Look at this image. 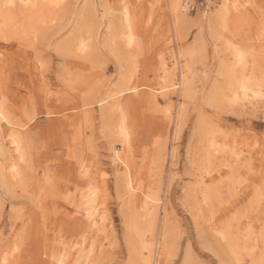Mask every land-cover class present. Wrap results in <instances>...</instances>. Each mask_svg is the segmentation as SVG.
Returning <instances> with one entry per match:
<instances>
[{
  "label": "rangeland",
  "instance_id": "rangeland-1",
  "mask_svg": "<svg viewBox=\"0 0 264 264\" xmlns=\"http://www.w3.org/2000/svg\"><path fill=\"white\" fill-rule=\"evenodd\" d=\"M66 1L63 7H46L44 12H38L42 15L34 26L18 25L13 32L0 31V98L11 116L9 123L0 120V143L6 147L4 136L20 130L29 145L28 158L22 167L24 183L13 188L14 183L4 185L0 180V246L3 245L0 260L1 254L9 253L15 246L14 258L18 261L10 264H61L62 258L65 264H76L75 250L85 238L79 255L86 254L89 248L94 250L87 252V259L79 263L136 261L137 264L135 257L132 262L125 242L126 236H131L126 228L129 218L139 231L132 238L137 241L145 236L158 249L149 259L150 264H240L234 257L230 262L228 245H219L210 233L213 217L200 214V208L192 201L197 198L196 180L206 170L204 157L208 151L203 143L208 137L217 145L212 169L217 171L214 187H220L212 197H219L221 202L218 206L216 203L212 213L219 217L222 230L230 226L236 240L232 244L237 245L234 249L242 264H261L264 260V0L224 3L223 0H187L186 20L177 29L172 22L169 0H89L91 4L88 0ZM85 1L93 9L85 8ZM124 7L134 18L136 49L120 48L111 33L112 28L121 29L120 12ZM229 7L231 17L237 10L243 14L233 20L234 24L226 26L224 22L230 23H226L225 17L222 21L220 15ZM77 36H89L90 58L77 57L74 50L72 54L63 50L65 43ZM236 45L246 49L248 55V62L241 68L229 53ZM190 49L194 51L190 59L180 57ZM176 59L181 64L190 62L191 90L182 95L177 88L176 72L172 83L164 89L169 93V102L159 98L156 109L160 110L154 109L155 113L152 110L153 114L151 109L145 110L144 102L124 94L123 108L128 110V122H133L130 126L134 129L128 142L129 156L114 163L112 149L120 146L114 145V138L102 131L100 105L106 103L102 100H108L117 85L119 88L123 85L121 78L125 71H134L135 78L129 87H137V92L160 89L164 86L163 75L172 71ZM234 65L238 72L236 80L244 76L247 90L254 88L258 93L255 99L252 93L243 99L242 95L235 98L224 90L225 74ZM68 72L74 81H69ZM79 75L87 82L93 80V86L80 88L76 80ZM258 76L263 78L261 81L259 77L263 82L260 88L254 87ZM218 86L225 91L218 94L223 95L221 98L212 94ZM164 110L171 111L173 116L168 124L161 121ZM77 113L79 118L70 127L58 122L63 115ZM164 130L167 135L159 138ZM154 141L156 149H153ZM155 150H161V155ZM124 161L129 172L127 180L121 181L116 175L126 171ZM85 163L95 165L92 180L102 192L97 208L103 213L105 229L98 233L94 231L96 225H84L82 212H78L84 181L77 171ZM233 164L234 170L229 173L227 168ZM128 185L139 194L137 204L127 200L129 191L125 186ZM151 195L157 197L152 205ZM153 205L156 217L148 219V208ZM165 229L168 247L160 255L161 234ZM245 229H249L248 235ZM241 235H247V241L243 242Z\"/></svg>",
  "mask_w": 264,
  "mask_h": 264
},
{
  "label": "bare ground",
  "instance_id": "bare-ground-1",
  "mask_svg": "<svg viewBox=\"0 0 264 264\" xmlns=\"http://www.w3.org/2000/svg\"><path fill=\"white\" fill-rule=\"evenodd\" d=\"M65 1L66 0H62V3H64ZM122 1H124V0H122ZM226 1L227 0H223V3ZM88 2H90V1L88 0ZM48 3H51V0H0V31L6 29L5 31L13 32L18 25H21L20 28H23V27L25 28L27 24H30V26H32V25L34 26L39 21V17L42 15V14L40 15L39 13L47 10L46 7L43 5H46ZM8 4H11L13 6L7 7L6 5H8ZM85 4H86V1H85ZM90 4H91V2H90ZM90 4L88 3L89 8H92V7H90L91 6ZM187 4H188L187 0H184V1L169 0V6H170L169 10L172 12V22H173L174 27L176 29L180 26V24L184 23V21L186 20V11H188L187 10ZM36 5H41V6L36 7ZM86 6H87V4L85 5V8H86ZM87 8H88V6H87ZM89 8H88V10H89ZM109 10H110V8H109ZM229 13H230V7L225 8L224 12H222L220 15L221 19L225 17L224 19H225V21H227L226 23H230V24H225V22H224V25H226V26H231L232 25L231 23L234 22L233 20H235L237 16L243 14L242 10L235 11V13L232 17H231V13L230 14ZM120 15H121V19H122V23L120 25L121 29H119V31H118V29L116 28L117 29V31H116L115 28H112L110 26L112 28L111 29L112 36L115 39L114 41H116V43H118L117 46H119L120 48H123V49L126 48L127 50H130L131 48L133 49L135 47V49H136L138 44L136 41L137 38H135L136 35H135L134 23H133L134 18L131 17V15L129 14V11L125 7L123 9L121 8ZM19 16H21V17H19ZM118 17H120V16H118ZM18 18H20V19H18ZM224 19H222V21ZM25 32H27V31L25 30ZM88 39H89V36H87V37H83V36L73 37V39L71 41H69L67 44L65 43V45H64L65 48H63V50H65L66 54H70L71 51L74 50L73 53L76 54L77 57H88V58H90L91 57L90 56L91 47L88 44V42H89ZM231 45H233V43ZM229 53H231V55H233L234 61L236 62V64L240 65V68H241V65L243 66V63L246 62V60L248 58L247 57L248 55L246 53V49H243L239 45L232 46L231 52H229ZM241 53H243V59H241V56H240ZM193 54H194L193 49H190V50H186V51L182 52L180 54V57L190 59L193 56ZM178 57H179V55H178ZM188 63L190 65V62H188V61H186L185 64H181V60L176 59L175 64L172 67L173 69L171 68L172 71L166 72L168 69L166 71H163V72H166L163 75L164 86H162L160 89L150 88V90L146 89L145 91H138V92L136 89L137 87H135V86L129 87V83L132 85L133 80L135 78V76H134L135 73L133 74L134 71H131L132 73L130 71H129L130 73L125 71L124 73H122V78L120 77L123 85L120 88H119V85H117L118 86L116 88L117 90L113 94L110 95L108 100H102L103 102H106V103L100 105V116H101L100 118L102 119V124H103L102 131L108 133V135H111L114 138L113 143L114 142L116 143L114 145L120 146L119 149L116 148L117 146H114V148L112 149L113 152H112L111 156H113L112 160L114 163H116V161L119 159H122V158L129 156L128 152L130 149L128 147L129 146L128 142H130V139H132L130 137L131 136V130L134 129L133 127L130 126V124H132L133 122H128V110L123 108V103H124L123 100H125L124 94H127V97H130V98H132V97L138 98L140 103L144 102L145 103V110L151 109L150 111L152 113V110L154 112V109H155V112L156 111L159 112L160 109L157 110L159 108V107L157 108L159 98L162 99L165 103L169 102L168 101V100H170L169 99V93L167 91H164V89L166 87H168L167 85L172 83V81L174 80L173 75H175L176 72H178V74H179V77H178L179 82H178L177 88L180 90L182 95L186 96L188 94V92L191 90V80L188 77L189 72H190V70H189L190 68H189ZM232 67H233V69L231 67H229L230 69H228V70L226 69L227 72L225 71L226 72L225 79H227V83H226L227 86L224 90H227L229 92V94H231L232 96L234 95L233 97H235V98L238 95H240V96L242 95V98L243 97L247 98L249 93L250 94L252 93L251 94V96L253 95L252 97H254L255 95H258V93L256 92V90L254 88L247 90L248 87H247V83H245L246 82V80H244L245 78H243L244 76L241 77L240 81L236 80V77L238 74V72L236 70L237 68L236 69L234 68L235 65ZM171 69H169V70H171ZM245 69H246V67L242 70H245ZM163 70H165V68ZM223 70H225V68ZM240 73H242V72H240ZM248 73H249V71H248ZM254 74H256V73H254ZM261 75H263V74L261 73ZM245 76L247 77V74ZM260 76H258V79ZM77 77H78V79H77ZM77 77H76L77 84H79L80 88L82 86V87H84V89L85 88L88 89V86H93V84H91V81L93 82V80H90L89 82H87L83 78V76L79 75ZM253 77H254V75H253ZM67 78H69V81L71 79L72 80L74 79L71 76V72H68ZM247 78H249V77H247ZM251 79H254V78H251ZM258 79L256 78L257 82L255 81V83H254L255 86L252 85L253 83H251V85L256 87V88H260L261 85H263L262 84L263 82L261 83L263 78H261V81H260V79L258 81ZM72 80H71V82H72ZM248 83H249V81H248ZM120 84H121V82H120ZM224 90L220 89V87L218 86V87L214 88L215 94L213 92H212V94L214 96H219L218 94L224 93L225 92ZM238 90H241V93L238 92ZM259 94L262 95V93H259ZM221 97L219 96V98H221ZM255 98L256 97H254V99ZM218 101H220V99L219 100L217 99V103H218ZM222 101H223V99H221V102ZM153 106L155 108H153ZM151 113L149 112L148 115ZM161 114H163V116L161 117L162 123L168 124L171 120H173V116L171 115V111L164 110V113L162 112ZM145 115H147V114H145ZM82 117H83V119L85 118V112L84 111H83ZM78 118H79L78 113L74 114L72 116L63 115L62 118H60L58 120V122L63 121V123H65L69 126L72 123H74L76 120H78ZM177 118H178V115H177ZM0 120H5L8 123L11 121V116H9V109L6 106L5 102H3V100L1 98H0ZM5 121H3V122H5ZM176 123H175V125H176ZM23 133L24 132H22L20 130L19 131L14 130L13 132H10L9 134H7V136L6 135L4 136V140L6 141V144H7L6 147H4L0 143V155L2 154V156H3V160H0V180L4 185H6L10 182L14 183L13 188H16V187L19 188V186L22 183H24V177L25 176H24V172H23L24 168L22 169V167H23V162H25V160L28 158L26 155L29 154V150L27 153V147L29 145H28L27 137H25V135ZM166 135H167L166 130H164L163 134L159 138H161L162 136H166ZM79 140L80 139H77L76 141H79ZM205 140H206V142H204L203 144L206 145L205 151H208V153L205 154L206 157H204V162H205L204 168L206 170H202L200 172L202 174L200 175V177H198L199 178L198 181L196 180V182L198 183L197 184L198 189L195 192V196L197 198L196 199L192 198V201H194L193 202L194 206H195V204H197L195 207L200 208V214H203V215L209 214L210 216L213 217L212 221L210 222V225H209L210 233L213 235L215 240H217V242L220 243L219 245H223V244L228 245V247H229L228 252L230 253V257H229L230 262H231L232 257H234L236 259L237 263L242 264V260H240V258L238 256H236V250L234 249V247H236L237 245L232 244V243H235L236 240L234 239V236L232 234V230H231L230 226H227L226 230H222V226H219L220 221H217V220H219L218 219L219 217L213 215V213H212L214 211L216 203L218 206V203L220 202L219 197H217V198L212 197L214 194L216 195V193H217L216 188L217 189L220 188L219 186L214 187V184L216 183L215 178L217 176H215V175H216L217 171H214L212 169V168H214L212 160H214V156H215L214 153L217 152L216 151L217 145L211 139L209 141L208 137ZM156 141L153 142L154 143L153 149L157 148V144H155ZM161 141L160 142L158 141V142L162 143ZM1 142H3V141H1ZM222 143L223 142H221L220 144H222ZM163 144H164V142H163ZM163 144L161 146H164ZM17 145H18V147H17ZM158 147H159V144H158ZM158 149H161V148L159 147ZM68 150H69V147H68ZM223 150H224V148H223ZM155 152H156V150H155ZM155 152L153 155H155L156 153L161 155L160 154L161 152L160 153L158 151L156 153ZM157 156H155V157H157ZM162 156H164V155H162ZM162 156H161V159L163 160ZM152 158H151V160L154 162L155 158H153V159ZM124 163H125V161L123 162V164ZM26 164H24V165H26ZM152 164H154V163H152ZM126 165L127 164L125 163L124 167L126 168V171L123 172L121 175H119V174L116 175V177H118V179L121 181L127 180V177H128L129 166H126ZM26 166H28V165H26ZM94 166L95 165L92 163L81 164L79 167L80 170L78 169L79 171H77L79 178H81L84 181V187H83V190L80 194V204L81 205H80V207H78V212H82L84 225H85V223L87 224V227L89 225H90V227H91V225H96L97 227H96V229L94 228L95 229L94 231L98 233V231H101V230L103 231L105 228H104V222H103V218H104L103 213H101V210L99 208H97L98 204L101 202V201H99L98 197H99V194L102 192L100 191V189L96 186V184L92 180L94 177L92 175V173L95 172V171H93ZM14 168H15V171H13ZM25 168H27V167H25ZM207 169H209V170H207ZM233 170H234V164L232 167L229 166V168H227V171L229 173H230V171H233ZM118 185L120 186L121 183L118 182ZM125 187L129 191L128 192L129 196L127 199L128 202L137 204V198H139V194H136L135 192L130 190L131 189L130 185H128V187L127 186H125ZM123 197H122V201L124 199ZM66 199L68 201H70L69 203L70 204L72 203L73 206L76 205L75 201H73L71 198L70 199L72 201L68 198H66ZM149 200L151 201V205H152V201L154 200L156 202L157 197L151 195ZM36 206H38V204ZM77 206H78V204H77ZM219 206H221V205H219ZM225 214L226 213H224L223 215H225ZM147 215H148L147 216L148 219H152V218L156 217V210L154 208V205L151 206L150 208H148V214ZM203 215H201V217H200V219H202V220H203ZM132 224L133 223H130L129 218H128L126 220V228L128 229L129 235H131V236H129V237L126 236L125 242H127V247L129 249L130 255L132 256V262H133V259L135 257L139 261L137 264H140V262L142 264H150L149 259L154 254V251L157 250L156 252H158V249H154L153 242L147 241L145 236H141L137 241L135 239H133L132 234H134L138 230L136 227L134 228V226H132ZM147 226H149V225H147ZM85 227L86 226H84V229H85ZM262 227L264 229V224L262 225ZM245 230H246V234L248 235L250 233L249 229H245ZM138 233H139V231H138ZM161 235H162L161 247L159 245L160 255L162 254L163 250L167 249L168 241H169L166 229L163 230ZM247 235H241V237H244L242 240L243 242L247 241V239H248V238H246V237H248ZM235 236L237 238H239L238 235H235ZM80 241H81V239H80ZM78 242H79V240H78ZM85 242H86L85 238H83V241L80 242L81 243L80 246L78 245L79 249L77 248L78 250L77 249L75 250V253L78 252V255H77L78 260L76 261L77 262L76 264H81V263H79V261H81L82 259H87V257H88V256H86L87 252L90 253L91 251L94 250V248H89V246H88L89 249L86 252V254L83 255L81 253L79 255V252L82 249H84ZM2 246H0V248ZM9 251H10L9 253H7V252L3 253L2 252L3 254H1L0 264H10V263H13L14 260H17L14 258L17 255V252L15 253V251H17V248L15 246H12ZM187 252L189 253V250ZM187 252H185V253H187ZM246 257H247V255H246ZM186 258H188V257H186ZM251 259L254 260L255 258L252 256ZM220 260L222 261V259H220ZM252 260H251V262H252ZM8 262H10V263H8ZM233 262L235 263V261H233ZM135 263H136V261H135ZM135 263H133V264H135ZM221 263H223V262H221Z\"/></svg>",
  "mask_w": 264,
  "mask_h": 264
},
{
  "label": "snow or ice",
  "instance_id": "snow-or-ice-1",
  "mask_svg": "<svg viewBox=\"0 0 264 264\" xmlns=\"http://www.w3.org/2000/svg\"><path fill=\"white\" fill-rule=\"evenodd\" d=\"M6 6L12 7L13 5L8 4ZM39 6H41V5H36V7H39ZM43 6L51 7V8H60V7H63L64 5L62 3V0H51V3H48V4L43 5ZM240 56H241V59H243V53H241ZM17 147H18V145H17ZM13 171H15V168L13 169ZM61 264H65V261L63 260V258L61 259ZM245 264H247V262H245ZM261 264H264V260L261 261Z\"/></svg>",
  "mask_w": 264,
  "mask_h": 264
}]
</instances>
